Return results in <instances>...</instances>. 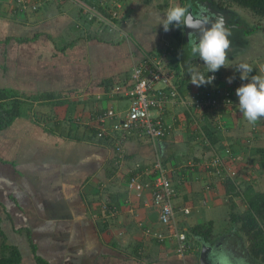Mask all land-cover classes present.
I'll return each instance as SVG.
<instances>
[{
	"label": "crops",
	"instance_id": "1",
	"mask_svg": "<svg viewBox=\"0 0 264 264\" xmlns=\"http://www.w3.org/2000/svg\"><path fill=\"white\" fill-rule=\"evenodd\" d=\"M97 1L106 12L119 11L114 27L102 28L94 19L87 21L80 7L71 1L47 0L39 11L28 16L0 15V38L16 32L37 37L20 44L14 39L0 41V67H9L10 71L0 88L15 89L20 81L24 84L18 86L27 94L53 92L62 97L69 93L63 104L34 102L32 110L43 113L42 117L34 118L29 113L0 131V135L7 136L8 151V158L0 155V200L6 205L5 199L12 198L15 218L19 216V222L24 218L38 234H47V239H39L38 251L51 264H197L195 252L177 253L173 240L157 242L145 234L146 227L160 228L158 212L151 203V165L159 158L168 168L177 192L173 203L178 224L188 229L212 221L213 231H221L214 236L218 239L231 233L224 232V224L215 229L223 215L228 220L229 195L225 176L215 174L212 164L209 167L210 160L221 155L216 149L218 144L213 146L204 135L202 125L220 120L223 142L234 155L231 167L240 166L236 174L242 181L250 178L255 186L253 175L259 170L250 149L264 146V118L250 125L239 107H219L215 114V110L191 112L168 103L166 120L171 131L154 142L128 139L123 144V159L116 162L111 144L96 135V116L108 108L120 117L124 115L127 97L111 95L109 90L117 84L128 86L131 67L146 54L161 50L164 29L157 17L178 0ZM180 36L181 50L182 28ZM169 37L176 44L177 39ZM5 47L7 54L2 50ZM258 48L264 50V37ZM242 54L239 58V53L229 57L220 74V83L232 89L238 104L237 88L250 82V78L241 80L236 71L238 61L244 62ZM180 55L173 54L170 61L176 67L177 59L179 80H183ZM259 58L255 56L257 74H261L257 71ZM231 65L234 75L226 74ZM191 67L207 70L200 61L192 62ZM229 77H234L232 83H228ZM195 87L190 77L179 86L182 93ZM4 159L8 163L1 162ZM137 172L146 183L140 191L127 187L128 178ZM185 207L188 213L183 211ZM232 230H236L233 233L238 238V252L248 251L244 236L236 228ZM52 249L61 256L56 261L49 258Z\"/></svg>",
	"mask_w": 264,
	"mask_h": 264
},
{
	"label": "built area",
	"instance_id": "2",
	"mask_svg": "<svg viewBox=\"0 0 264 264\" xmlns=\"http://www.w3.org/2000/svg\"><path fill=\"white\" fill-rule=\"evenodd\" d=\"M45 1L15 0L11 11L14 13L17 11L20 14L34 13L43 6ZM81 2L79 7L87 21L94 19L102 28L114 27L113 20L116 16L114 12L110 16H105L94 7ZM174 50L175 42L163 31L161 50L158 53L146 54L131 67L129 85L123 87L117 84L109 90L111 95H122L129 101L122 117L112 108L96 116L98 120L96 135L111 144L116 152V162H121L123 159V144L128 139L135 137L154 142L171 131V124L166 120L168 103L181 105L190 111L215 110V114L219 107L228 109L239 107L235 98L232 97V89L222 85L216 73H204L206 77L207 75L215 77L212 83L196 86L193 91L182 93L178 83L179 76L170 61ZM230 163L229 160H221L219 156L212 161L216 173H221L223 176H231L235 172ZM136 166L139 165L136 164ZM150 170L153 173V178L149 182L151 203L158 212L160 228L151 230L146 227L145 234L158 242L173 240L177 253L194 252L196 245L193 239L177 222L173 203L177 192L169 176L168 168L159 158H156ZM145 185L146 183H142L139 172L131 175L127 180V187L136 191H140ZM111 211L115 212L116 207L112 206ZM183 211L188 213L189 209L185 207Z\"/></svg>",
	"mask_w": 264,
	"mask_h": 264
},
{
	"label": "trees",
	"instance_id": "3",
	"mask_svg": "<svg viewBox=\"0 0 264 264\" xmlns=\"http://www.w3.org/2000/svg\"><path fill=\"white\" fill-rule=\"evenodd\" d=\"M82 1L88 5L94 6L105 16H110L112 13L111 11L106 12V8L103 5L99 4L97 0ZM216 2L220 7L229 8L237 6L239 8L246 9L250 11L255 17L264 19V0H216ZM178 3L184 6V0H178ZM15 14L18 15L19 13L16 11ZM181 28L182 26L177 27L175 26V24H173L172 26H170L169 31V35H172V37H175L177 39V42L175 44V50L173 53L176 54L177 57L179 56V52L181 53L178 42L181 39ZM16 34H10L9 36L7 35L3 41L7 42L10 39H14L17 43L20 44L22 42L28 43L31 40L34 41L37 38L27 37L25 35L18 34V32H16ZM66 46L67 45H65L64 48L60 47V50H64ZM185 59L186 57L184 56L182 61L183 80L178 79L180 87L183 82L188 81L190 77L188 75V69L189 67H191V63L194 62L190 61L189 65L185 62ZM175 63V69L178 75L179 66L177 63V59L175 60ZM253 71L255 72L254 68ZM200 72L207 74V70H205L204 68H201ZM221 72V68L217 72H215L218 75L219 80L221 78ZM253 74L255 75L257 73L255 72ZM67 96H69V93H65V95H62V97H60L59 94H54L53 92L32 93L25 96V93H20L18 90L12 88H0V131L7 128L16 118L27 117L30 111L32 110V104L34 102H47L48 104L59 105L67 101ZM232 97L235 98L234 92L232 94ZM42 116L43 113H41V117ZM202 126L203 131L205 133L204 135L207 137L210 144H212L213 146H216L218 144V146H216V149L221 155L219 156L221 157V160H232L234 156L233 151L231 148L228 147V145L224 144L223 136L220 133V120L215 121V123H212L211 121L204 122ZM250 153L256 156V158L253 159V162H255L258 166V170H264V146L250 149ZM212 161L210 160V162L208 163L209 167H212L210 165L212 164ZM1 162L8 163V160L4 159ZM213 170L215 174H217L216 169L214 168ZM218 175L221 176V173H218ZM239 177V174H236L234 177L225 176L223 181L225 185L226 194L228 193V195L231 197L228 209V223L232 224V226H236L237 231H239L244 236L247 242L249 254L254 259L264 264V191L255 190L252 184L250 182H246L245 180L243 181L246 182V185L244 187L241 186L240 183L243 181L242 178L240 179ZM235 197L241 199H243L244 197L247 198V206L241 212H236L237 203L235 202ZM232 199L234 200L232 201ZM10 209V205H8L7 203L5 205V203L3 204V202L0 200V264H28L26 263V259L28 257L33 260V264H51L43 255V253L41 254L38 251V246L34 241H32V238L29 234L25 236L29 245V252L27 251L25 255L22 251L23 249H21L18 244L12 243L9 240L6 231L3 229L2 222L4 219L10 218ZM26 227L29 232L30 227L27 225ZM184 230L187 235L193 239L196 245V248L194 250V252L196 253L195 259L196 263L199 264L197 261V255L199 252L198 244L200 243V241L209 243L212 241V239L216 235L213 231V222L204 221L202 223L189 226L188 229L185 228ZM29 264H31V261L29 262Z\"/></svg>",
	"mask_w": 264,
	"mask_h": 264
},
{
	"label": "clouds",
	"instance_id": "4",
	"mask_svg": "<svg viewBox=\"0 0 264 264\" xmlns=\"http://www.w3.org/2000/svg\"><path fill=\"white\" fill-rule=\"evenodd\" d=\"M159 25L163 26L165 32L170 30V26H185L198 34L195 42L191 43V54L203 61L207 73H215L221 67H226L228 60V50L232 44L229 37L233 34L232 29L226 25L225 17L220 14L214 19H209L205 11L202 10L200 17H194L189 10L181 4L169 6L163 15L157 17ZM236 71L241 73V80L250 82L242 84L236 90L239 97V110L243 118L250 125H255L264 118V74L249 76L253 68L246 62L239 63ZM188 75L190 81L197 87L210 84L215 79L214 76L204 75L194 67H189ZM234 77L228 78V83H232ZM248 249V248H247ZM254 259V258H253ZM256 259H254L255 261ZM210 264H234L231 254L221 248L209 253ZM258 261V260H256ZM259 262V261H258ZM238 264H243L239 261Z\"/></svg>",
	"mask_w": 264,
	"mask_h": 264
},
{
	"label": "rangeland",
	"instance_id": "5",
	"mask_svg": "<svg viewBox=\"0 0 264 264\" xmlns=\"http://www.w3.org/2000/svg\"><path fill=\"white\" fill-rule=\"evenodd\" d=\"M13 1L15 2V0H10V1H8V0L7 1L1 0L0 1V15H2L3 17H8V18L16 15L14 12L11 11L12 10ZM59 1H71V3L75 4L78 7H79V5L82 4V2L79 1V0H59ZM79 9L82 10L81 7ZM231 9L235 10L239 14L238 20H239L240 23H243L244 28L246 30H249V29H252L253 30L254 27H258L257 28L258 30H256V32H255L257 34H254V33L253 34H250L249 33L248 35H246V38L245 39H247L249 45H247V43H246V45L243 44L240 47V50H238L239 51L238 53H239V56H241V55L243 56V54H242V52H243L244 53V56H245L244 62L250 64L253 68H254V64L256 62L255 61V56H256V58L258 56H260V58H259L260 60H258V62L260 64V67L257 68V71L259 73H261V74H264V71H263L264 70V67H263V65H264V50H262L261 48H258L259 43H261V40L264 37V33H262V32H264V19L255 17L250 11H248L246 9L239 8L237 6H233V7H231ZM37 11H39V10H37ZM111 12H114L115 13V15H116L114 17L115 20L118 19V14L120 15L119 11H118V13H116L115 10H112ZM23 14H25L26 16H28V15H31L32 13H23ZM18 15H20V13ZM95 23L97 24V22H95ZM71 31L72 30H69L68 32L70 33ZM72 37H74V36H72ZM245 39L242 41V43H245V41H246ZM3 40H4V37H1L0 38V41L2 42ZM256 42H257V44H256ZM250 45H251V47H250ZM1 48H4V46L1 47ZM2 50L5 51L6 50V47H5V49H2ZM250 50H252V52ZM235 51H237V50H235ZM5 53H6V51H5ZM249 53H250V55H249ZM1 55H2V53L0 54V58H1ZM240 60H243V59H240ZM2 63H3V61H2ZM202 63H204V62L203 61H200V64H202ZM239 63H241V62L238 61L237 65ZM8 68L9 67H5V68L4 67H2V68L0 67V83H3L4 82V79L6 78V76L9 75L10 71L9 72L7 71ZM228 68L230 70L227 71L226 74L228 72H231L232 75H234V71H233L232 65L229 66ZM228 68H227V70H228ZM222 70L225 71L224 69H222ZM237 74L241 75V73L238 72V71H237ZM11 83H12V81L10 80L7 84L9 85ZM19 84H24V83H21L20 81H18L17 84H16V86H15V90H18L19 89L21 91L20 93H23L22 92L23 89L18 86ZM243 84H245V82H243ZM27 95H29V94L25 93V96H27ZM30 114H31V116H34V118H40L41 117V113L39 111H36V110H34V111L31 110L30 111ZM6 140H7V136H5L4 134L0 135V150H1L0 151V155H5L8 158L7 144L5 142ZM229 161H231V163H232L233 160H229ZM239 168H240V166H237V167L235 166V168H233V170L235 172H233V175H231V176H234L236 173H238ZM261 172H263V171L259 170V172H258L259 175L258 174L253 175V177L255 176L256 184H255V186H253V185L252 186H253V188L255 190L264 191V175ZM246 176H247V174H246ZM249 179L246 180V182H249ZM246 182H241L240 183L241 186L244 187L246 185L245 184ZM230 198H231L230 196L226 198L227 199V201H226L227 204L230 203ZM234 199H235V202L237 203V207H236L237 210H236V212L237 211H240V212L243 211L245 209V207L247 206V203H246L247 198L244 197L243 199H241V198H236L235 197ZM234 199H232V201ZM5 200H6L7 204L10 205V207H11L9 214L10 215L13 214V217L12 218L14 219V220H12L11 218L4 219L3 222H2L3 223V229L6 231V234L8 235L9 240L12 243L18 244L19 247L21 249H23L22 251L24 252V255H25V253L27 251L29 252V245H28V241L26 240V237L25 236L29 234L30 237L32 238V241H35L36 242L37 246L39 247V251H40V246L41 245H40L39 239H42V240H43V238L44 239H47V237L45 236L47 234H38L35 231L34 228H32V229L29 228V232H28L27 227H26L27 224H26V221H24V218H22V220L20 222L18 220V219H21L19 216L17 218H15L17 216V211L15 210V207L12 204V203H14L13 199L12 198H7ZM228 222H229V218L226 221L224 219V215H223V218L221 219V221H216L215 229L216 228L221 229V227L224 224V228H223V230H225L224 232H226L228 230H229V232L230 231L231 232H235L236 230L234 231L232 229L233 228L235 229L236 226H232V224H229ZM228 225H230V226H228ZM217 231L214 230V234H216L215 236H217V234L221 232L220 230H219V232H217ZM52 251H53V249H52ZM57 257H61V256H59V255L56 256L55 255V250L49 256V258L51 260H54ZM26 261H27L26 263H28V264H29L30 261H31V264L34 263L33 260L30 257H28L26 259ZM54 261H56V260H54Z\"/></svg>",
	"mask_w": 264,
	"mask_h": 264
},
{
	"label": "water",
	"instance_id": "6",
	"mask_svg": "<svg viewBox=\"0 0 264 264\" xmlns=\"http://www.w3.org/2000/svg\"><path fill=\"white\" fill-rule=\"evenodd\" d=\"M184 7H186L189 12L194 17H200L202 10L205 11L206 15L209 19H214L216 15L222 14L225 17L226 25L232 29V35L229 39L232 41L230 49L228 50V57L232 54L237 53L240 50V47L244 44L249 45L246 38V35L253 34L256 30H246L244 28L243 23H240L238 20L239 14L229 8L220 7L218 3L213 0H184ZM262 26V25H261ZM254 29V28H253ZM198 38V34L194 32L192 29H188L185 26H182V45H181V63L183 61V57H186V63L189 64L190 61L195 59H199L198 57H193L191 54V43L195 42ZM246 40L245 43H242L243 40ZM239 42V43H238ZM242 43V44H241ZM237 50V51H235ZM233 56H231L232 58ZM239 58V55H237ZM197 61V60H196ZM183 66V63H182ZM215 246L211 243L200 241V250L198 254V263L199 264H210L209 261V253L213 250Z\"/></svg>",
	"mask_w": 264,
	"mask_h": 264
},
{
	"label": "flooded vegetation",
	"instance_id": "7",
	"mask_svg": "<svg viewBox=\"0 0 264 264\" xmlns=\"http://www.w3.org/2000/svg\"><path fill=\"white\" fill-rule=\"evenodd\" d=\"M214 2L216 0H213ZM225 8V7H224ZM258 27H254L253 30H256ZM201 61L199 59H195L193 61L197 62V61ZM212 244L215 246L214 248L217 249H225L226 248L228 250H230L229 253H231L233 256V261L234 264H238L239 261H243V264H256L253 257L251 255H249L248 251H246L244 249V252H238L237 247H238V238L237 235L234 234L233 232L231 233H226L225 235H222L221 237H219L218 239L213 238L212 239ZM222 243H226L224 247H221Z\"/></svg>",
	"mask_w": 264,
	"mask_h": 264
}]
</instances>
